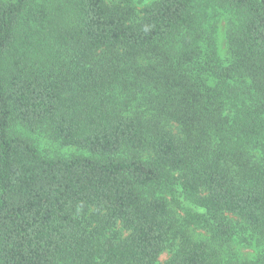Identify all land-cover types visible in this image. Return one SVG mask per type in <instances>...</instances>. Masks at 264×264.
I'll use <instances>...</instances> for the list:
<instances>
[{
    "label": "trees",
    "instance_id": "obj_1",
    "mask_svg": "<svg viewBox=\"0 0 264 264\" xmlns=\"http://www.w3.org/2000/svg\"><path fill=\"white\" fill-rule=\"evenodd\" d=\"M53 2L0 0V264H158L177 236L166 264H215L177 230L176 186L212 237L264 246V0Z\"/></svg>",
    "mask_w": 264,
    "mask_h": 264
},
{
    "label": "rangeland",
    "instance_id": "obj_2",
    "mask_svg": "<svg viewBox=\"0 0 264 264\" xmlns=\"http://www.w3.org/2000/svg\"><path fill=\"white\" fill-rule=\"evenodd\" d=\"M53 1L57 2L58 0ZM119 1L121 0H106L109 4L119 3ZM155 1L157 0H132V7L134 8L136 16L140 17L141 10ZM209 14V24L216 38L215 42L218 55L220 59L225 61L228 58L225 30L228 21L232 20L235 16L233 13L220 9H216V11L211 10ZM19 129L24 135L31 139L39 151L44 155L60 157H69L73 155L87 156L86 152L76 147L60 145L41 130L30 131L25 128ZM164 197L175 219L177 230L187 235L192 241L203 242L220 253L215 258V264H229L235 261L254 260L262 254L264 246L257 241L256 235H251V233H244V239H246L244 242H241L242 238L238 236L239 231H237L233 241L220 242L212 237V234L207 229L208 226L204 222V217H206L205 214L195 202L185 197V194L179 186H176L171 192H165ZM227 218L234 227H237V220L235 217L227 215ZM120 233L125 235L123 231H120ZM179 244V237L177 236L171 248L166 249L159 256L158 264H166L171 258L173 251L175 252L178 249Z\"/></svg>",
    "mask_w": 264,
    "mask_h": 264
}]
</instances>
